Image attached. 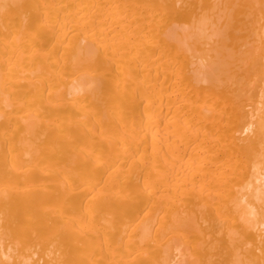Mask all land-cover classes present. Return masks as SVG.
I'll use <instances>...</instances> for the list:
<instances>
[{
	"label": "bare ground",
	"instance_id": "bare-ground-1",
	"mask_svg": "<svg viewBox=\"0 0 264 264\" xmlns=\"http://www.w3.org/2000/svg\"><path fill=\"white\" fill-rule=\"evenodd\" d=\"M0 264H264V0H0Z\"/></svg>",
	"mask_w": 264,
	"mask_h": 264
}]
</instances>
